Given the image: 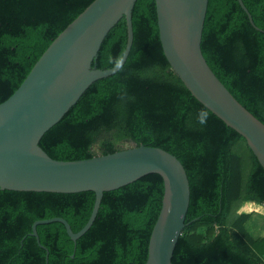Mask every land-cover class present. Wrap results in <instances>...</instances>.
Segmentation results:
<instances>
[{
	"label": "trees",
	"instance_id": "trees-1",
	"mask_svg": "<svg viewBox=\"0 0 264 264\" xmlns=\"http://www.w3.org/2000/svg\"><path fill=\"white\" fill-rule=\"evenodd\" d=\"M94 0H0V103L23 83L56 37ZM264 30V0H243ZM134 43L123 67L95 81L40 141L57 160L147 145L176 155L191 186L186 227L174 264H264V167L235 129L198 101L172 69L160 39L156 0H138ZM123 17L93 67L116 66L126 49ZM202 48L220 80L264 122V32L238 0H209ZM164 181L148 174L106 191L97 218L75 243L65 225H38L48 264H144L162 208ZM94 191L54 193L0 188V264H47L31 235L37 220L63 217L75 232L88 222ZM75 255L72 257V255Z\"/></svg>",
	"mask_w": 264,
	"mask_h": 264
},
{
	"label": "water",
	"instance_id": "water-1",
	"mask_svg": "<svg viewBox=\"0 0 264 264\" xmlns=\"http://www.w3.org/2000/svg\"><path fill=\"white\" fill-rule=\"evenodd\" d=\"M138 0H94L50 44L20 87L0 103V188L17 191L96 194L87 224L75 232L63 217L37 220L31 235L41 244L38 225L61 222L76 243L95 222L104 193L148 174L164 181L162 208L154 225L144 264H174L177 243L187 225L191 186L187 170L171 152L147 145L81 160H57L40 145L97 80L119 71L134 43L133 11ZM253 15L243 0H238ZM160 39L174 72L205 107L238 131L264 167V122L248 110L220 80L202 48L209 0H156ZM126 18L128 38L120 62L93 67L111 29ZM75 255L73 254L72 257Z\"/></svg>",
	"mask_w": 264,
	"mask_h": 264
},
{
	"label": "rangeland",
	"instance_id": "rangeland-1",
	"mask_svg": "<svg viewBox=\"0 0 264 264\" xmlns=\"http://www.w3.org/2000/svg\"><path fill=\"white\" fill-rule=\"evenodd\" d=\"M125 147H132V144H128ZM261 215L262 213L260 212L255 213L247 223V229L254 237H260L264 235V221Z\"/></svg>",
	"mask_w": 264,
	"mask_h": 264
}]
</instances>
